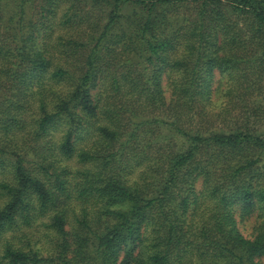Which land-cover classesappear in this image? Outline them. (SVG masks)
<instances>
[{
	"label": "trees",
	"instance_id": "1",
	"mask_svg": "<svg viewBox=\"0 0 264 264\" xmlns=\"http://www.w3.org/2000/svg\"><path fill=\"white\" fill-rule=\"evenodd\" d=\"M263 256L264 0H0V264Z\"/></svg>",
	"mask_w": 264,
	"mask_h": 264
},
{
	"label": "rangeland",
	"instance_id": "2",
	"mask_svg": "<svg viewBox=\"0 0 264 264\" xmlns=\"http://www.w3.org/2000/svg\"><path fill=\"white\" fill-rule=\"evenodd\" d=\"M166 81H162V85H164ZM225 86V77L219 75L218 73H215L214 78H213V89H214V96L213 99L218 103L220 100V96L222 93V90ZM237 226L240 230V232L246 236L249 237L254 233L256 225L259 221L257 218V215L255 213L250 214L249 216L246 217H239L237 216ZM260 263L264 264V256L261 257Z\"/></svg>",
	"mask_w": 264,
	"mask_h": 264
}]
</instances>
